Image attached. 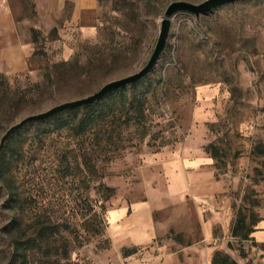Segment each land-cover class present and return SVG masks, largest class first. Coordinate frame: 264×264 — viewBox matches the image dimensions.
Here are the masks:
<instances>
[{"label":"rangeland","instance_id":"374dc122","mask_svg":"<svg viewBox=\"0 0 264 264\" xmlns=\"http://www.w3.org/2000/svg\"><path fill=\"white\" fill-rule=\"evenodd\" d=\"M174 1L204 0H99L95 16L69 29L63 16L49 32L34 29L27 13L19 17L29 58L24 71L0 68V138L24 117L142 69ZM172 19L153 71L105 97L98 126L80 136L64 130L38 137L52 129L50 119L12 138L18 154L6 151L0 160V264H20L12 237L39 240L40 247H27L26 264H215L233 256L264 264L256 261L264 248L240 238L264 216V0ZM215 86L229 95L224 114L192 132L197 92ZM135 97L146 100L142 124L132 119ZM182 154L211 158V176L203 190L196 177L203 165L189 167L196 183L171 199L164 164ZM147 200L153 240L113 243L110 212Z\"/></svg>","mask_w":264,"mask_h":264},{"label":"crops","instance_id":"0c3cea01","mask_svg":"<svg viewBox=\"0 0 264 264\" xmlns=\"http://www.w3.org/2000/svg\"><path fill=\"white\" fill-rule=\"evenodd\" d=\"M98 9L99 0H0V68H7L13 73L26 69L29 51L25 49L22 43L23 38L19 35L22 32L19 17L27 13L26 15L35 19L34 29L49 32L55 27L57 20L63 16L68 18L63 27L75 28L83 17L95 16ZM9 33L13 34V39L9 38L7 35ZM197 93L199 100L193 111L192 132L197 128L204 129L206 123L218 122L229 101L228 92L220 86L202 88ZM192 143V138H188L186 144L191 146ZM186 156L188 157L187 154L171 156L164 164L167 195L171 199L181 197L180 195L189 190L196 183V177L201 189L205 190L206 182L211 176V168L208 166L211 158L205 154L202 158L199 154L198 158L191 160ZM195 165H203V168L199 167L196 177L193 171H189V167ZM109 222V237L115 244L130 242L140 245L153 240L155 236L153 206L150 200L110 212ZM252 230L248 239L244 241L253 243L255 247L264 248V216L257 220ZM233 257L231 260L235 264H244L243 258ZM256 258V261H264V251H260Z\"/></svg>","mask_w":264,"mask_h":264},{"label":"water","instance_id":"95a60500","mask_svg":"<svg viewBox=\"0 0 264 264\" xmlns=\"http://www.w3.org/2000/svg\"><path fill=\"white\" fill-rule=\"evenodd\" d=\"M239 1L241 0H204L199 4H194L187 1H179V2L174 1L170 3L167 6L166 10L164 11L162 18L160 19V24H159L160 34L158 35L153 52L147 64L142 69L132 74V76L129 75L127 77L116 79L106 83L97 92L87 97L76 99L73 100L72 102L71 101L63 102L44 112L29 115L27 117L22 118L18 122L11 125L0 138V156L10 136L13 133H15L17 130L23 128L25 125H28L35 121L49 118L50 116L64 110L84 107L85 105L87 106L89 104L96 103L101 99H103L109 92L113 91L114 89L131 86L134 83H137L140 80L144 79L146 76H148L155 68V65L157 64L161 54L165 51L171 30V21L173 20L172 18L176 14L186 13L198 19L200 15L208 11L226 5H234Z\"/></svg>","mask_w":264,"mask_h":264},{"label":"trees","instance_id":"16d2710c","mask_svg":"<svg viewBox=\"0 0 264 264\" xmlns=\"http://www.w3.org/2000/svg\"><path fill=\"white\" fill-rule=\"evenodd\" d=\"M141 81V80H140ZM139 81V82H140ZM134 83L133 85H131L132 87H136L137 84L139 83ZM125 90V87L123 88H118V89H114L113 91L109 92L105 97H107L108 95H110V93L112 92H118V91H124ZM105 97L103 99H101L100 101L96 102V103H93V104H89V105H85L84 107H79V108H74V109H68V110H64V111H61V112H58L52 116H50L49 118H46V119H43V120H39V121H35V122H43L45 120H50V119H54V123H53V126H52V129L49 130L48 132H44V130H42L41 132H39V134H37V136L39 137L40 134H43L42 136L44 135H47L46 133H49V134H53V133H60L64 130H69L72 132L73 135L75 136H80L82 134H85V132L87 130H89L90 128L92 127H96L99 125V123H102L104 117H105V106H108V103L106 102V99ZM135 100V104H131L133 105L132 107V115H133V122L134 123H138V124H142L144 122V119H143V112L146 110L145 108V99H143V97H135L134 98ZM78 111H84L85 112V115L82 116L80 119H76L74 120L73 122H69L68 120L64 119L63 118V115L65 113H76ZM34 123V122H32ZM31 124V123H30ZM29 125V124H28ZM27 125H25L24 127H26ZM23 127V128H24ZM21 128V129H23ZM21 129L17 130L15 133H13L10 138L7 140L6 142V145H5V148L0 156V160H6L4 157H6L5 155V152L6 151H10L11 150V155H15L16 157V154H18V151L14 150L11 148V145H12V138L16 135H18L21 131ZM16 143V142H14ZM18 156V155H17ZM0 161V162H1ZM2 169H7V163H2ZM1 169V170H2ZM254 223V222H252ZM254 226V224H252ZM253 230H247L245 231L241 236L240 238L242 240H246L248 239V236L250 235V233L252 232ZM41 233V232H40ZM9 243V246L10 248H12L13 250V257H15L16 259L19 260L20 264H26L27 262V258H28V255H27V247H29V244L30 243H33V245L35 246H39L40 247V244L39 243V240L37 238H34V239H23V238H20V237H12L9 239L8 241ZM67 255L65 253V256H63V259H66ZM213 263L215 264H235V262L231 259H229L228 257H223L221 259L219 258H214L213 259Z\"/></svg>","mask_w":264,"mask_h":264}]
</instances>
